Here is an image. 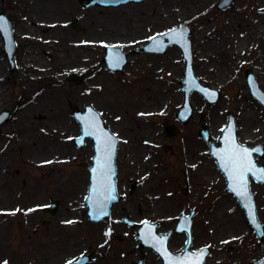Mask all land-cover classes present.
I'll return each mask as SVG.
<instances>
[{"label": "rangeland", "instance_id": "374dc122", "mask_svg": "<svg viewBox=\"0 0 264 264\" xmlns=\"http://www.w3.org/2000/svg\"><path fill=\"white\" fill-rule=\"evenodd\" d=\"M84 1L0 0V12L7 15L16 44L14 69L5 51L0 59L7 67V87L0 94V115L8 113L0 125V255L9 252L11 247L24 253L33 242L29 240L43 241L41 221L49 219L44 211L38 210L43 203L57 202L59 208L53 219L63 222L67 219L68 222L78 217L72 206L83 203L93 150L88 139L82 149L75 147L74 139L80 130L73 118V110L82 111L85 106H92L101 114L105 126L122 141L117 157L121 174L135 173L132 165L138 164L133 162L136 155L133 150L140 148L142 151L138 154L148 160L143 164L151 174L147 180L152 176L153 180L158 178L159 185L156 182L155 189L163 193L153 191L145 196L146 199L169 203V206L181 200L188 203V208L195 206L194 238L196 247L210 250L206 264H254L263 259L264 236L257 238L249 227L243 209L228 193L206 143L199 136L201 126H205L216 143L227 115L231 114L236 118L238 132L245 124L243 130L252 139L244 144L264 148V115L248 123L242 120L246 109L264 112V107L253 99L246 84L249 72L264 94V86L254 74L256 62L264 55L263 39L252 31L258 18L250 15L249 0H233V4L224 10L217 9L219 0H150L118 8L88 7ZM32 12L37 16L31 23L28 16ZM73 20L76 21L74 28L70 26ZM36 22L38 29L33 30ZM182 25L190 30L195 76L201 84L220 93L215 104L207 103L201 95L194 93L191 97L194 112L184 125L176 118L183 101L181 81L187 70L183 50L173 44L162 55L140 51L147 46L149 38ZM200 34L204 38L196 45ZM139 37H143V41ZM114 41L124 43L114 47L130 55L124 70L118 72L109 71L103 62L106 47L110 46L105 45L106 42ZM126 42L130 43L128 47ZM204 46L208 47L206 50L211 56L205 62H199L197 54ZM75 48L79 50L75 51ZM24 51L35 57L44 67L42 73L45 74H55L60 55L66 70L61 79L64 88L61 97L54 86L57 85L55 80L42 79L23 67ZM209 65L211 71L205 70ZM220 66L223 71L228 70L227 77L240 83L242 94L234 95L236 84H214L213 80L218 76L213 71L219 70ZM171 74L181 75V81L173 80ZM70 76L81 77L82 82L69 81ZM26 98L31 99L32 106L40 107V111L32 114L34 124L31 128H19L11 138L3 127L14 119L20 101ZM156 112L160 114H153ZM165 124L177 128L173 138L165 136ZM214 128L219 131L216 139L213 138ZM60 132H63V142L58 140ZM26 133L36 141L33 148H24L17 143ZM41 133L46 135L44 139H41ZM12 140L16 144L15 152L32 151L33 161L19 155L11 159L4 157L2 151ZM43 142L46 143L43 145ZM163 145L169 148L163 151ZM258 162L264 165V157ZM194 165L200 166L197 171L204 170L206 176V188L195 190V202L190 194H182L175 187V182L180 185L188 178ZM148 188L152 191L151 184ZM251 191L258 219L264 228V185L253 182ZM33 207L37 208L33 210ZM223 207H232L239 214L240 230L244 231L242 238L231 242L223 235L227 222L231 223L228 216L216 218L217 210ZM181 212L176 208L171 213ZM220 219L224 221L219 223ZM34 229L37 232L34 233ZM221 236L226 241H221Z\"/></svg>", "mask_w": 264, "mask_h": 264}, {"label": "flooded vegetation", "instance_id": "af4514ba", "mask_svg": "<svg viewBox=\"0 0 264 264\" xmlns=\"http://www.w3.org/2000/svg\"><path fill=\"white\" fill-rule=\"evenodd\" d=\"M3 13L0 12V15ZM0 45V59H2L3 51H5L3 28H0ZM138 149V151L133 150L136 153L133 162L138 164L132 165L135 170L134 174H121L118 168L119 201L113 206L107 219L101 222H91L87 217L84 203L80 205L75 203L72 207L78 217L68 222L66 219L63 222L52 218L57 214L59 208L57 203H43L38 206V210L44 211L49 217L41 221L43 241L29 240L30 243L33 242L28 245L24 253L17 247L9 248L11 252L7 251L0 255V264L4 261L8 264H68L69 261L71 264H168L169 256L165 252L168 254L183 252L187 243V235L185 230L183 233H178L175 228L183 215L197 209L195 206L188 208V203L181 200L173 202L171 206L159 207L158 203L146 199L145 196L153 191L160 194L163 192L155 189L154 184L157 182L156 185H159L158 178L153 180L152 176L151 180H147L151 174H148L143 164L148 160L141 158L143 156L138 152L142 150ZM128 161L130 162L129 156ZM197 167L200 168L198 165L193 166L191 174L187 172L189 173L188 178H185L180 185L175 182L176 190L182 194H190L194 202L197 199L195 190L206 188L205 171L198 172ZM127 170V172L130 171L128 168ZM149 172L152 170L150 169ZM149 184L152 185V191L148 188ZM77 200L76 197L75 202ZM185 207H187V212H184ZM176 208L182 212L171 213ZM195 217L191 226L190 250L196 248ZM149 231L153 237L163 238V247L154 246V240H150L147 235ZM33 232H37V229ZM20 249L23 250V247L20 246Z\"/></svg>", "mask_w": 264, "mask_h": 264}, {"label": "water", "instance_id": "95a60500", "mask_svg": "<svg viewBox=\"0 0 264 264\" xmlns=\"http://www.w3.org/2000/svg\"><path fill=\"white\" fill-rule=\"evenodd\" d=\"M87 6H101V7H117L120 5H124L130 2L140 3L145 0H86ZM232 0H222V6L220 9H224L231 4ZM4 20L6 21V16H4ZM75 26V20L72 22L71 27ZM181 27L184 29V33L182 36H178L177 33L180 31ZM175 31H170L160 37L154 38L151 43L143 48L141 51L143 52H155L158 54L164 53L170 46L173 44L179 45V47L184 52V59L187 61V70L185 72V79L182 82L181 92L184 93V101L180 111L177 114L178 121L184 125L189 119L192 117L193 109L191 106V95L193 92H198L201 94L204 99L211 104H215L219 100V93L211 89L209 87L203 86L199 80L194 76L192 69V54H191V45L189 41V29L187 26L183 25ZM8 36V53L11 64L14 65L13 62V52H14V42L12 39V33L10 28L7 30ZM167 40V41H166ZM119 58V63L116 64V58ZM128 54L123 53L118 48L108 47L107 55L104 57V62L107 64L109 70L116 72L122 71L127 64ZM70 81H75L77 84L82 82V78L78 76H71L69 78ZM247 84L249 89L251 90L252 95L259 100L264 105L263 96L258 88V85L251 74L247 76ZM8 113L4 112L0 115V125L3 124L5 119L7 118ZM73 116L77 120L81 135L74 139L76 145L78 147H83L85 144V139L89 138L93 141V148L95 150V155L93 157V165L89 169L90 173V186L88 189L87 197L85 199V203L89 209L88 214L91 220L99 221L103 219L105 216H108L110 212V207L113 202L117 201V191H116V166H115V157L117 154V146H118V138L115 134L111 133V131L105 127L104 122L101 118V114L97 112L92 106H86L84 108V112L75 108L73 110ZM94 119L95 125L97 126V131L93 135H88L86 133L92 131L89 128V124ZM107 134L112 137L114 140L113 149L110 157V169L102 167L104 163V153L101 151L102 144L101 139H97V136L100 133ZM165 132L168 137H173L177 130L171 125H165ZM200 134L202 138L209 144L212 153L218 160V164L222 166L225 171V177L228 182L229 189L237 196V198L243 202L245 213L247 216V220L249 225L254 229L257 237L261 239L264 236V230L262 224L259 222L257 217V208L254 203L253 197L249 191V184L247 181V174L245 175V183L247 185V192L250 194L248 198H244L238 196L233 188L235 187L234 182L231 178L230 166L227 163L226 156L229 151L234 147V145H238L239 147L246 148L250 150V159L253 163V175H255L256 180L259 182H264V178H261L260 171L264 169L263 165L257 166L256 160L253 158V154L257 153L260 157L263 156L264 151L261 146L254 147L253 149H249L246 146L240 144L237 138V127L235 118L231 115L228 116V125L223 130V135L219 139L220 147L216 148L214 143L211 141V136L205 126L200 130ZM234 142V143H233ZM167 146L164 147L166 150ZM92 169H96V171H92ZM108 171V176L102 179V186H98L96 181L100 173ZM108 196H114L115 199H108ZM100 201L104 205V210L107 212V215H97V202ZM192 215L188 216L186 219L188 222L191 221ZM202 250H206V255L202 257L199 256V253ZM195 253V257H193L188 264H199V261H202V264H205L206 258L209 255V251L207 249H202ZM254 264H264V259L259 262H255Z\"/></svg>", "mask_w": 264, "mask_h": 264}, {"label": "bare ground", "instance_id": "6f19581e", "mask_svg": "<svg viewBox=\"0 0 264 264\" xmlns=\"http://www.w3.org/2000/svg\"><path fill=\"white\" fill-rule=\"evenodd\" d=\"M249 4H250V6H249L250 15L254 16V18H258L257 22L253 26L252 31H253V33H256L257 37L263 39V46H264V0H249ZM34 16H37V14H35L34 12H32L28 16V19H30L31 23H32V20L34 19ZM40 22L41 21H39V23ZM36 24H37V22L34 24L33 30L38 29ZM142 38L143 37H139L138 39H141L143 41ZM202 38H204V36H201V34H200V36L196 39L195 44L200 45V43L202 42ZM134 40H136V39H134ZM141 40H140V42H141ZM106 43L107 44H105V45H110V46H119L121 44L122 45L124 44V43H119V42L117 43L116 41L106 42ZM129 45H130V43H128V42L125 43L126 47H128ZM206 49H208V47H206V46L199 48V52L197 54V59L199 62H205L211 56V53ZM77 50H79V48H75V51H77ZM262 51L264 53V48H262ZM172 54H175V53L172 52ZM84 58L91 59V58H89V56L88 57L85 56ZM251 59H253V58H251ZM27 60H32V62L31 61L27 62ZM83 60H85V59H83ZM61 61H62V59L59 55L57 57V62H58L57 65L58 66L56 67L55 74H45V73H42V70L44 67L40 66L36 62V59L34 56L30 57L25 52L24 57L21 59V62L24 64L23 67L24 68L26 67V69H28V71H32L34 73V75L38 76V74H39V77L42 79L55 80L57 85H54V86L57 87V89L59 90V96L60 97L62 96V91H64L61 79L65 75L64 71H66V70H64V67L61 64ZM83 64H85V63H83ZM210 66L211 65H209L208 67H205V70L211 71L212 68ZM6 69H7V67H6V64L4 63V61H2V62L0 61V94H1L2 90H4L5 87H7V85H6L7 83L5 84V82H6V80H5ZM100 71L101 70L99 69L98 72H100ZM213 74L218 76L217 78H214V80H213L214 84L220 85V84L227 83V82H230L232 84H236V89H234V95L238 96V95L242 94V87L240 86V83L237 80L231 78L230 76L227 77V74H228L227 69L225 71H223L222 66H220V69L213 71ZM254 74H256V76L259 78L260 85L264 86V55L261 56V60L259 62H256V66L254 68ZM171 78L175 81L180 82L182 79V76L178 75V74H171ZM164 90L168 91V88L164 87ZM155 91L159 92V89L156 88ZM30 100L31 99H29V98H26L25 100H21L19 103L18 111L16 112L14 119L6 127H3V129L7 130L8 133L12 136L11 138H13V136L16 133H18L17 130L19 128L29 129L32 127V124H34L32 121V114L40 111V109H39L40 107L36 108V107L32 106V103ZM168 103H170L169 100H168ZM153 114H160V113L156 112ZM242 115H243L242 120L245 123H248L250 120H258L260 117H262L264 115V112H261L258 110L246 109L245 113H243ZM243 127L245 128V124L242 126L241 130H239V133H238L239 140L242 143L249 141V140H252L251 137L248 136L246 134V132L243 130ZM213 134H214L213 138L216 139L219 136V131H217V129L214 128ZM40 136H41V139H44V136H46V135L41 133ZM32 137H31L30 133H26L22 138L18 137L19 140L17 143L24 148L25 147L26 148H28V147L33 148L35 146L36 141H35V139H32ZM58 140H60V142H63V140H64L63 132H60L58 134ZM45 143L46 142H43V145ZM15 145L16 144H15L14 140H12L11 144L7 145V148L2 151V153H4V157L11 159V158H14L15 156L19 155V156H22L27 161H30V162L33 161V160H31L32 159L31 155H34V153L32 151L31 152L27 151L26 154L25 153L21 154V152L17 153L14 150ZM35 161H37V160H35ZM168 204L169 203L160 202V203H158V206L159 207H165ZM223 208L218 209L216 214H215L216 218H220V216L225 218L228 216L227 217L228 221L231 220L230 221L231 223L227 222V230H225L224 233L222 232L223 235H227L229 237V241H231V242L234 239L242 238L244 231L240 230V228H242V223H241V220L239 218V214L232 207H223ZM233 212H235V214L232 215ZM1 214H6V213L2 212ZM223 221L224 220L220 219L219 223H221ZM215 223L217 224V220L215 221ZM238 230H240V231H238ZM227 236H225V237H227ZM220 240L226 241L222 236L220 237Z\"/></svg>", "mask_w": 264, "mask_h": 264}, {"label": "snow or ice", "instance_id": "6c2138e0", "mask_svg": "<svg viewBox=\"0 0 264 264\" xmlns=\"http://www.w3.org/2000/svg\"><path fill=\"white\" fill-rule=\"evenodd\" d=\"M0 28H3L5 30L7 29V24L3 22L2 18H0ZM183 33H184V29L183 27H181L177 35L182 36ZM115 63L116 64L119 63L118 57L116 58ZM89 128L92 131L86 133L88 135H93L98 130L97 126L95 125L94 119L89 124ZM97 139H101V144H102L101 151L104 153V163L102 167L110 169V157H111V152L113 149L114 140L112 139V137L102 132L100 133L99 136H97ZM226 159H227L228 165L230 166L231 178L235 185V187L233 188V191H235L238 196L248 198L250 194L247 192V185L245 183V175L246 173H250L253 171V163L250 159V150L239 147L238 145H234V147L227 154ZM45 163H51V162L46 161ZM92 171H96V169H92ZM260 175H261V178H264V169L260 171ZM107 198L115 199L114 196H108ZM16 211H20V210L17 209ZM12 214H15V213L13 212ZM97 215H107V212L104 210V205L100 201L97 202ZM106 235H108V233H106ZM147 235L150 240H154V246L160 245L161 247H163V238L153 237L151 231H149ZM165 254L169 256L168 264H188V257L174 258L171 256V254H168L167 252H165ZM206 254H207L206 250H202L199 253V256L202 257L203 255H206ZM3 264H8V262L4 261ZM68 264H71V261H69ZM199 264H202V261H199Z\"/></svg>", "mask_w": 264, "mask_h": 264}]
</instances>
